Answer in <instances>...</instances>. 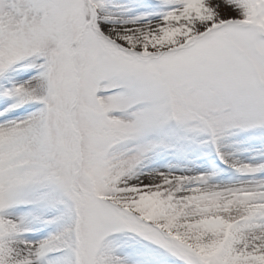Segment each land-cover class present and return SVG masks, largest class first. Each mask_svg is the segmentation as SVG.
<instances>
[{
    "label": "snow or ice",
    "instance_id": "6c2138e0",
    "mask_svg": "<svg viewBox=\"0 0 264 264\" xmlns=\"http://www.w3.org/2000/svg\"><path fill=\"white\" fill-rule=\"evenodd\" d=\"M0 264H264V0H0Z\"/></svg>",
    "mask_w": 264,
    "mask_h": 264
}]
</instances>
